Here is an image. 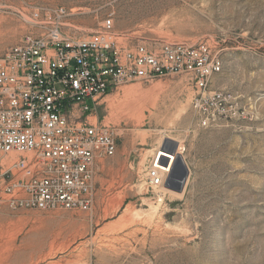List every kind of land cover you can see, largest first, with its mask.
I'll return each mask as SVG.
<instances>
[{
	"label": "rangeland",
	"instance_id": "374dc122",
	"mask_svg": "<svg viewBox=\"0 0 264 264\" xmlns=\"http://www.w3.org/2000/svg\"><path fill=\"white\" fill-rule=\"evenodd\" d=\"M56 6L79 39L111 14L135 40H207L222 60L208 90L231 107L201 126L195 90L174 74L110 91L94 115L116 150L95 165L91 208L0 207V264H264V0H0V55ZM166 138L188 167L180 192L164 185L168 172L148 183Z\"/></svg>",
	"mask_w": 264,
	"mask_h": 264
},
{
	"label": "built area",
	"instance_id": "2783aa9c",
	"mask_svg": "<svg viewBox=\"0 0 264 264\" xmlns=\"http://www.w3.org/2000/svg\"><path fill=\"white\" fill-rule=\"evenodd\" d=\"M67 15L63 6L34 12L41 32L0 55V207L91 208L95 165L116 150L114 131L94 111L121 84L184 76L201 126L231 107L230 94L208 90L222 60L207 40H135L114 29L111 14L79 39L62 30ZM148 183H163L156 166Z\"/></svg>",
	"mask_w": 264,
	"mask_h": 264
},
{
	"label": "water",
	"instance_id": "95a60500",
	"mask_svg": "<svg viewBox=\"0 0 264 264\" xmlns=\"http://www.w3.org/2000/svg\"><path fill=\"white\" fill-rule=\"evenodd\" d=\"M161 148L168 154L174 155L175 160L172 163L171 170L164 182L166 187L175 191H182L186 178L188 176V167L182 156L177 153L178 143L170 138H166ZM164 166L168 165V158H161Z\"/></svg>",
	"mask_w": 264,
	"mask_h": 264
},
{
	"label": "bare ground",
	"instance_id": "6f19581e",
	"mask_svg": "<svg viewBox=\"0 0 264 264\" xmlns=\"http://www.w3.org/2000/svg\"><path fill=\"white\" fill-rule=\"evenodd\" d=\"M159 151V153H158V156H159V158L161 157V158H168V165L167 166H164L161 162H159V161H155V163L153 164V162H154V160H153V162H152V164H153V166H156L157 167V169H158V171H159V174L163 177V175L165 174V173H167L168 172V174H169V172H170V170H171V166H172V163L174 162V160H175V157H174V155H171V154H168V153H166L164 150H162V149H160V150H158ZM163 152V153H162ZM156 154H157V152H156ZM156 154H155V157H156ZM154 157V158H155ZM167 174V175H168ZM163 180V179H162ZM37 239L38 238H35V239H31V240H36L37 241ZM36 244H32V245H30V246H34V248L36 247V248H38V249H41L42 248V245L40 244V242L39 241H37V242H35ZM47 247L49 248V252L46 254V256H52V255H54L53 253L54 252H52V243H49V245H47ZM61 248V247H60ZM59 248V249H60ZM62 249V248H61ZM22 252V251H21ZM32 263V262H31ZM30 263V264H31ZM55 264H57V263H55Z\"/></svg>",
	"mask_w": 264,
	"mask_h": 264
}]
</instances>
